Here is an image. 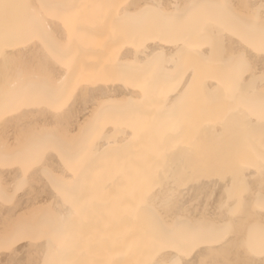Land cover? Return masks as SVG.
Returning <instances> with one entry per match:
<instances>
[{"label": "bare ground", "instance_id": "1", "mask_svg": "<svg viewBox=\"0 0 264 264\" xmlns=\"http://www.w3.org/2000/svg\"><path fill=\"white\" fill-rule=\"evenodd\" d=\"M262 46L264 0H0V264H264Z\"/></svg>", "mask_w": 264, "mask_h": 264}, {"label": "snow or ice", "instance_id": "2", "mask_svg": "<svg viewBox=\"0 0 264 264\" xmlns=\"http://www.w3.org/2000/svg\"><path fill=\"white\" fill-rule=\"evenodd\" d=\"M261 52H262V54H264V46L261 47ZM262 110H264V106H262ZM42 151H43V147H41L40 149H37L35 152H33L31 155V160L33 162L38 161ZM229 231H230V226L226 224L223 226L221 231L219 233H217V235L219 238L222 239Z\"/></svg>", "mask_w": 264, "mask_h": 264}]
</instances>
